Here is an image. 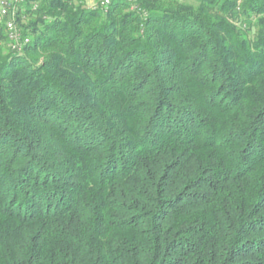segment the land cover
Returning a JSON list of instances; mask_svg holds the SVG:
<instances>
[{
    "label": "trees",
    "instance_id": "1",
    "mask_svg": "<svg viewBox=\"0 0 264 264\" xmlns=\"http://www.w3.org/2000/svg\"><path fill=\"white\" fill-rule=\"evenodd\" d=\"M92 1L0 23V264H264V0Z\"/></svg>",
    "mask_w": 264,
    "mask_h": 264
},
{
    "label": "built area",
    "instance_id": "2",
    "mask_svg": "<svg viewBox=\"0 0 264 264\" xmlns=\"http://www.w3.org/2000/svg\"><path fill=\"white\" fill-rule=\"evenodd\" d=\"M29 0H0V23H3L8 33V39L14 50H21L31 41L29 37H23L22 32L18 29V16L25 12V4ZM113 0H102L101 5L107 11ZM132 2V0H126ZM38 5L35 4L33 10L36 11Z\"/></svg>",
    "mask_w": 264,
    "mask_h": 264
},
{
    "label": "rangeland",
    "instance_id": "3",
    "mask_svg": "<svg viewBox=\"0 0 264 264\" xmlns=\"http://www.w3.org/2000/svg\"><path fill=\"white\" fill-rule=\"evenodd\" d=\"M96 4H97V2H94V1H92V0H88V3H87V5H88L89 7L95 6Z\"/></svg>",
    "mask_w": 264,
    "mask_h": 264
}]
</instances>
